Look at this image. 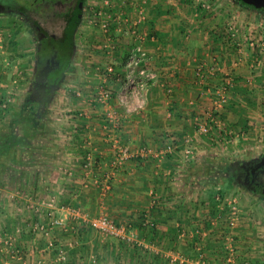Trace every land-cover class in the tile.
Wrapping results in <instances>:
<instances>
[{
  "label": "crops",
  "instance_id": "obj_1",
  "mask_svg": "<svg viewBox=\"0 0 264 264\" xmlns=\"http://www.w3.org/2000/svg\"><path fill=\"white\" fill-rule=\"evenodd\" d=\"M122 1L125 2L119 0V6L127 12H132L133 5L140 3V0H127L124 4ZM215 4L213 2L211 10L203 11L196 1L149 0L150 20L146 29L150 37L146 46L151 59L147 64L159 74V79L146 91L145 109L138 114H127L117 101L119 86L112 80L108 84L114 89V106L122 117L120 136L125 143L134 150L145 146L161 150L173 142L177 149L168 154L161 165L153 157L130 160L112 181V190L104 203L95 178L102 176L112 159V146L104 127L114 125L107 122L105 108L95 103V96L103 82L109 57L100 45L82 49L77 80L70 84L69 91L65 90L61 99L63 108L56 113L60 121L57 131L66 140L68 136L67 141L63 139L67 151L64 166L73 167V172L63 176L55 173V178L39 192L3 190L0 236H13L14 247L23 251L25 263L12 258L11 248L1 249L0 244V264H56L57 253L48 248L51 239L58 246H71L68 248L70 261L65 264L90 261L97 264H185L179 260L172 262L171 256L180 253L195 259L199 241L205 242L212 252L210 264H221L217 252L223 251L222 231L210 222L217 213L216 207L208 205L209 195L208 200L201 198L196 167L212 165L217 161L215 157L237 156L249 144L264 143V53L240 46L246 45V37L252 30L251 21L244 15L237 16L230 7L231 1L226 5ZM88 33L84 32L83 37L92 36L90 41L103 39L99 29ZM118 41L120 47L114 61L122 69L133 41L129 36H120ZM19 56L15 60L24 64V57ZM202 65L204 70L199 74ZM213 66L218 70L212 71ZM227 75L234 77L236 84L230 102L222 110L223 121L229 128L248 131L245 138L229 146L198 132V118L207 119L217 97L216 89ZM0 78V101H4L15 73L4 72ZM168 87L172 88L171 92ZM76 89L81 91V96L76 94ZM82 111L87 113L86 117L80 116ZM1 112L3 109H0V120ZM89 136L103 157L92 173L86 175L80 160L91 147L87 144ZM192 141L197 145L196 151L193 158L186 161L182 151ZM45 196L57 199V216L68 217L65 226L49 230L48 234L30 229L28 225L34 217L46 225L47 221L24 205L30 199ZM71 207L91 216L106 213L118 225L126 226L134 237L130 241L106 238L82 218L69 214ZM74 226L79 231L77 234L72 231ZM206 228L211 238L206 240L203 235L194 234ZM84 250L92 251L90 256H86Z\"/></svg>",
  "mask_w": 264,
  "mask_h": 264
},
{
  "label": "built area",
  "instance_id": "obj_2",
  "mask_svg": "<svg viewBox=\"0 0 264 264\" xmlns=\"http://www.w3.org/2000/svg\"><path fill=\"white\" fill-rule=\"evenodd\" d=\"M127 3V0H124ZM123 2V1H122ZM123 2V4L125 3ZM149 0H140L139 4L133 5V11L127 12L125 9L120 8L119 0H91L87 9H85V29L84 32H89L91 29H99L103 35L102 41H98L100 48L104 54L109 57V62L105 68V74L102 76L103 82L99 85L97 94L95 96V103L100 107L105 108L106 119L109 124L114 126L105 125L106 138L112 146V159L107 164V170L103 172L101 177L95 178V183L100 189V195L102 202L107 200L110 191L112 190V181L116 178L117 174L122 171L127 163L133 158L145 159L153 157L157 160L158 165H161L168 154L173 153L177 146L175 143L170 142L161 149H154L149 146H145L134 150L130 144L125 143L120 136L121 130V119L122 117L118 114L114 101V89L109 86L108 81L112 80L119 86V92L117 95V101L123 107L127 114H138L142 112L146 107V91L150 84L155 83L159 79V74L148 66V62L151 59L149 49L146 46L149 32L146 29V25L149 23L150 17L148 13ZM200 9L203 11H209L213 2L210 0H198ZM233 29V27H232ZM263 28H257L255 31L250 30L249 35L246 37V45L240 44V46H247L251 49H258L259 52L264 53V37ZM120 36H129L131 38L132 45L127 50V54L123 61V68L120 69L115 64L114 57L119 50ZM15 34L11 33L10 30H6L0 26V52L2 54H9V47H12L11 42L14 40ZM238 41V39L236 40ZM239 42V41H238ZM259 63L258 60H256ZM7 67H12L15 71V78L11 88L13 91L8 90V98L4 101H0V109L8 107L13 101V97L16 94L15 90L18 89V83L21 80L20 76L23 74L22 64L19 62L12 63L11 60L7 59L5 63ZM204 70L203 65L199 68V74ZM212 71L218 70L216 66H213ZM235 79L231 75L224 77L222 84L216 89L217 97H214V106L207 114V119L199 120L198 118V132L206 134L212 141L218 144L225 143L227 146L234 144L236 141L245 138L248 131L234 130L233 128L227 127L222 118V110L226 104L230 102L231 93L235 87ZM168 92L172 91L171 87H168ZM76 94L81 96V91L76 89ZM194 105V101L190 102ZM81 117H86L85 111L80 112ZM87 144L91 146L81 158V168L86 175H90L93 171L94 166L98 162L97 153L101 157L103 155L99 153L97 147L94 146L91 136H89ZM197 146L194 141L191 142L190 146L186 147L182 151L184 160L189 161L193 158ZM99 159V160H100ZM73 167H68L65 170V174L71 175ZM220 189V188H219ZM216 199L219 202L216 206V215L211 218V224L217 226L220 222L217 219H222L221 222L225 226V231L222 233L223 236V264H251L248 259L243 257L238 248L237 237L238 234L235 232L243 222V210L240 207L237 197L222 196L217 193ZM57 199L55 197L49 198L46 201H42L37 209L34 210L35 215L41 218L45 214L42 209L46 211L45 221L47 225L42 221H30V229L36 232H50L55 228L63 227L66 225L68 217L65 215L57 216L55 209L57 206ZM68 213L74 216L76 219L82 218L88 223L93 229L100 232L106 238H121L130 241L134 234L128 232L126 226L118 225L112 218L106 213H102L98 216H91L89 213H80L75 208L71 207L68 209ZM79 232L77 227H72V231ZM193 234V233H192ZM195 235H206L205 231H196ZM193 234V235H194ZM181 236L183 237L184 234ZM185 236H187L185 234ZM1 249L5 247L11 248L10 253L12 258L17 261L25 263L23 260V251L19 247H14V238L12 235L0 236ZM7 248V249H8ZM57 253L56 264L66 263L70 260V252L68 248L71 246L57 245L54 239H51L48 245ZM205 247L197 244L198 257L197 262L193 259L184 257L180 253H175L171 256V261H180L185 264H210L207 251Z\"/></svg>",
  "mask_w": 264,
  "mask_h": 264
},
{
  "label": "trees",
  "instance_id": "obj_3",
  "mask_svg": "<svg viewBox=\"0 0 264 264\" xmlns=\"http://www.w3.org/2000/svg\"><path fill=\"white\" fill-rule=\"evenodd\" d=\"M74 42L78 44L77 39ZM78 50L79 48L77 56L71 62V69L66 73V79L56 88L53 97L40 95L37 90L38 82L31 79L17 103L3 109L0 120V196L4 189L21 193L34 189L39 192L42 186L55 178V173L63 176L64 141L56 136L60 121L56 120L52 108L58 96L65 90L69 91L70 84L77 80L80 56ZM97 159H100L98 153ZM215 160L219 162L221 169L208 171L207 174H202V178L212 185L225 183L230 186L228 172L238 159L215 157ZM64 182L65 180L61 183ZM222 190L217 189V192L210 196L211 205L214 207L219 203L216 199L217 193L224 196Z\"/></svg>",
  "mask_w": 264,
  "mask_h": 264
},
{
  "label": "flooded vegetation",
  "instance_id": "obj_4",
  "mask_svg": "<svg viewBox=\"0 0 264 264\" xmlns=\"http://www.w3.org/2000/svg\"><path fill=\"white\" fill-rule=\"evenodd\" d=\"M87 1L0 0V20L27 24L26 31L35 38L32 80L38 82L37 90L43 97H53L77 56L74 41ZM73 21L77 25L74 23L70 36L64 42ZM257 153L234 163L228 175L230 185L240 194L257 198L264 205V149Z\"/></svg>",
  "mask_w": 264,
  "mask_h": 264
},
{
  "label": "rangeland",
  "instance_id": "obj_5",
  "mask_svg": "<svg viewBox=\"0 0 264 264\" xmlns=\"http://www.w3.org/2000/svg\"><path fill=\"white\" fill-rule=\"evenodd\" d=\"M90 1L91 0L87 1L84 4V12H85V9H87V5ZM189 1L198 2V0H189ZM210 1L215 2L216 3L215 5H217V4L220 5V3H225L224 5H226V2L229 3V1H231L232 5H230V7H233L234 13L237 14V16L241 15V17H242V15H244L245 18H248L252 23V28H251L252 30L255 31L257 28H259V29L263 28L264 29V7L256 6L255 4H248V3L244 2L243 0H210ZM250 5L251 6L253 5L254 7L251 8ZM225 7L227 8V6H225ZM84 18H85V15L80 20V24L78 26L77 36H76L77 43H78L77 48H79V50H78L79 55L82 54L81 51H82V49L85 50L86 46L94 45L96 47L99 45L98 44L99 39L94 42V41H90L91 40L90 37H92V36L87 35L86 38L83 37V35H84L83 33H84V29H85ZM0 26H2V28H5L6 30L9 29L11 33H16V35H17L15 37V39L11 42L12 47H9V54H8V51L5 54L4 53L2 54V52H0V74H2L4 72L14 71V69L12 67H7L5 65V63H7V59L11 60L12 63H15V62H18L17 60H15L16 56L20 55L21 57H24V64L21 65V63L19 62L20 65L22 66L23 74H22V76H20L21 80L18 83L19 84L18 88H17L18 90L17 91L15 90L16 94L13 97L14 100L11 102V105H14L15 103H17V101L19 100V97H21L22 93L24 92L26 85L30 82V80L33 77L34 59L32 57L34 56L35 38H33V36H31V33L26 31L27 26H28L27 24L23 25L22 23H16V22H15V24L14 23L12 24V20H9V21L0 20ZM94 30H97V29H94ZM263 32H264V30H263ZM17 39H19V41ZM17 42H19V44H17ZM99 48H100V46H99ZM12 56H14V58H12ZM25 61H26V63H25ZM78 64H79V61H78ZM8 69H10V71H8ZM14 73H15V71H14ZM0 82H2L1 78H0ZM9 87L11 88V85ZM10 91H13V88H11ZM69 93H71V92H69ZM64 94H65V92H63L61 95H59L57 100L55 101V103L53 105L52 111H53L55 116H57V114H56L57 111H59V109L62 107L61 99H62V97H64ZM57 119L58 118H56V120ZM56 136L59 137L62 142L64 140L65 141L68 140V136H66V138H67V140H66V139H64V137H62L59 134V132H57ZM62 144L64 145V142ZM247 146L248 147L244 151H242L240 154H238L237 156H230L231 159L232 158L238 159V160L245 159V158H247V155L248 156H251L250 154L258 155L257 152L264 149V143L262 145L252 143V144H249ZM66 153H67L66 149L63 150V153H62L63 158L65 157ZM212 163L213 164L210 166L209 165L208 166L202 165V166L196 167V169H198L197 172L199 173L198 175L200 176V181H201L200 182L201 193H202L201 198H203L204 200L207 199L208 195L210 197L211 195H213V193L215 194L217 192V189H219V188L223 189L222 191L224 193V196L237 197L238 203L243 210V217H244L243 221L246 220L245 224H243L244 222L241 223V225L243 227L242 226L238 227L239 229L235 230V232L238 234V237H237L238 245L237 246L239 248V251L243 257H245L246 259H248L250 261L251 264H264V205L262 204L261 201L257 200V198L240 194L231 185L228 186V184L225 185V183H224V185H212L211 183H208L209 181L203 179L204 176H202V174H207L208 171L215 172V171H218L219 169H221L219 162L217 163V161H216V162H212ZM221 165H224V164L222 163ZM66 168H68V167H65L64 165L62 166L64 175H65ZM227 183H229V181H227ZM49 198H52V197L45 196V197H40L38 199H30L28 202H26L24 204L25 208L27 207V209L30 208L31 210L34 211L35 209H37L39 207V205L42 203V201H46ZM207 202H208V205H211L210 200H208ZM42 211H44L46 214L47 210H45L43 208ZM45 214H43V216H41V218L44 217ZM211 218H213V216ZM32 220L36 221L35 217ZM221 220L222 219H220V218L217 219V221L220 222L217 226H219L221 231L224 232L225 231V227H224L225 225L222 224L223 222H221ZM210 222H211V220H210ZM213 227H216V226H213ZM74 231L75 230H73V232ZM204 231L207 234L203 235V237L206 240H207V238H211L210 230L206 228V230H204ZM77 233H78L77 231L74 232V234H77ZM221 235L224 236L225 234H223L221 232ZM223 242H224V240H223ZM199 244L201 246L205 247L204 249L207 251L208 257L210 258L209 262H211L212 257H210V256H211L212 252L210 253V250L205 245V242L199 241L198 245ZM222 246H223V243H222ZM221 248L223 250V247H221ZM85 252L88 253V254L85 253L87 256L92 251L86 250ZM217 253H218V255H217L218 259L221 261V264H223L222 259L224 257L223 256L224 252L222 251V253H221L218 251ZM93 254H96V253L93 252ZM196 254L198 257L197 246H196ZM196 258L193 259L194 262H197ZM68 262H66V263H68ZM63 264H65V263H63ZM86 264H97V263L90 261V262H86Z\"/></svg>",
  "mask_w": 264,
  "mask_h": 264
},
{
  "label": "water",
  "instance_id": "obj_6",
  "mask_svg": "<svg viewBox=\"0 0 264 264\" xmlns=\"http://www.w3.org/2000/svg\"><path fill=\"white\" fill-rule=\"evenodd\" d=\"M243 1L246 2V3H248V4H255L256 6L264 7V0H243ZM80 7H79V9H80ZM74 23H76V21H73L72 24H71V26L68 28V30H67L68 32L66 33V36H65L66 39L64 40V42L70 36V34L72 32V28L74 26Z\"/></svg>",
  "mask_w": 264,
  "mask_h": 264
}]
</instances>
